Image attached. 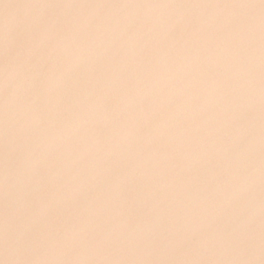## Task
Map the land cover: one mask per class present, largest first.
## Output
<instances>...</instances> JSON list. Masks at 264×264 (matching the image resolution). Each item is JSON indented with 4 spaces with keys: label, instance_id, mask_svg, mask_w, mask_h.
I'll list each match as a JSON object with an SVG mask.
<instances>
[{
    "label": "water",
    "instance_id": "1",
    "mask_svg": "<svg viewBox=\"0 0 264 264\" xmlns=\"http://www.w3.org/2000/svg\"><path fill=\"white\" fill-rule=\"evenodd\" d=\"M262 5L0 0V264H264Z\"/></svg>",
    "mask_w": 264,
    "mask_h": 264
},
{
    "label": "snow or ice",
    "instance_id": "2",
    "mask_svg": "<svg viewBox=\"0 0 264 264\" xmlns=\"http://www.w3.org/2000/svg\"><path fill=\"white\" fill-rule=\"evenodd\" d=\"M262 9H264V5H262ZM262 19H264V16H262ZM43 41L41 40L39 43L37 42L36 38H30L29 41L21 47V51L24 52V49L26 48L27 51L24 53L25 58L21 64V67L25 69L24 73H21V75H26V72L31 71L32 68V60L37 54L39 53L41 44ZM63 76L57 78L56 86L59 87L62 82ZM39 119V116L36 117ZM36 163L38 164L39 161L37 160ZM262 176H264V165H262Z\"/></svg>",
    "mask_w": 264,
    "mask_h": 264
},
{
    "label": "clouds",
    "instance_id": "3",
    "mask_svg": "<svg viewBox=\"0 0 264 264\" xmlns=\"http://www.w3.org/2000/svg\"><path fill=\"white\" fill-rule=\"evenodd\" d=\"M10 67H13V69H14V66H11V65H10ZM15 86H16V85H15L13 82L10 81V83H9V87H10V88H14Z\"/></svg>",
    "mask_w": 264,
    "mask_h": 264
}]
</instances>
